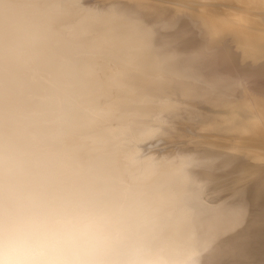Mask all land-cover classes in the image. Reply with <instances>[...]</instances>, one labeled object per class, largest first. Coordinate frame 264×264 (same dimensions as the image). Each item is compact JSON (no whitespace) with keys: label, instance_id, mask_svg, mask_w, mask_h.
Returning a JSON list of instances; mask_svg holds the SVG:
<instances>
[{"label":"bare ground","instance_id":"6f19581e","mask_svg":"<svg viewBox=\"0 0 264 264\" xmlns=\"http://www.w3.org/2000/svg\"><path fill=\"white\" fill-rule=\"evenodd\" d=\"M0 29L13 154L57 130L160 264H264V0H15Z\"/></svg>","mask_w":264,"mask_h":264},{"label":"clouds","instance_id":"9594fccd","mask_svg":"<svg viewBox=\"0 0 264 264\" xmlns=\"http://www.w3.org/2000/svg\"><path fill=\"white\" fill-rule=\"evenodd\" d=\"M14 3L0 0V19ZM15 47L0 29V57ZM49 137L47 145L41 141L13 154L0 135V264H160L147 244L127 242L123 207L78 180L79 168L66 156L58 131ZM200 167L205 188L227 171L219 155L202 157Z\"/></svg>","mask_w":264,"mask_h":264}]
</instances>
